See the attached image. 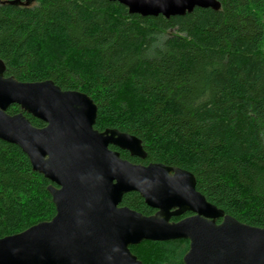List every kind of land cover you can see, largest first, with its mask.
Returning a JSON list of instances; mask_svg holds the SVG:
<instances>
[{
  "label": "trees",
  "instance_id": "16d2710c",
  "mask_svg": "<svg viewBox=\"0 0 264 264\" xmlns=\"http://www.w3.org/2000/svg\"><path fill=\"white\" fill-rule=\"evenodd\" d=\"M6 1L5 76L87 94L95 129L141 140L144 159L110 145L122 158L185 169L208 202L264 227V0H218L217 10L168 18L131 14L110 0ZM48 184L18 146L0 140V238L52 218ZM120 205L155 211L135 191ZM129 249L143 264H183L188 240H142Z\"/></svg>",
  "mask_w": 264,
  "mask_h": 264
},
{
  "label": "water",
  "instance_id": "95a60500",
  "mask_svg": "<svg viewBox=\"0 0 264 264\" xmlns=\"http://www.w3.org/2000/svg\"><path fill=\"white\" fill-rule=\"evenodd\" d=\"M110 1L131 14L166 18L220 7L218 0ZM4 71L0 60V140L18 146L48 179L55 214L1 237L0 264H143L131 245L172 239L188 240L183 264H264V227L242 223L208 202L185 169L122 158L110 145L144 159L141 140L115 128L95 129L97 107L87 94L49 79L19 81ZM11 104L22 111L7 113ZM24 112L44 125L33 126ZM131 191L155 212L120 205Z\"/></svg>",
  "mask_w": 264,
  "mask_h": 264
},
{
  "label": "flooded vegetation",
  "instance_id": "af4514ba",
  "mask_svg": "<svg viewBox=\"0 0 264 264\" xmlns=\"http://www.w3.org/2000/svg\"><path fill=\"white\" fill-rule=\"evenodd\" d=\"M155 212V211H154ZM187 213V212H186ZM188 215H190V212L188 213V214H182V217L181 218H183V217H185V216H188ZM180 219V218H179ZM172 220V219H171ZM178 220V219H177Z\"/></svg>",
  "mask_w": 264,
  "mask_h": 264
}]
</instances>
